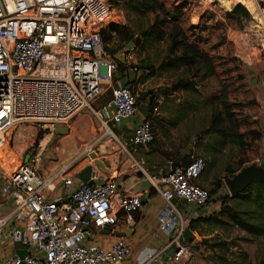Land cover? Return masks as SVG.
I'll return each instance as SVG.
<instances>
[{"label": "built area", "instance_id": "built-area-1", "mask_svg": "<svg viewBox=\"0 0 264 264\" xmlns=\"http://www.w3.org/2000/svg\"><path fill=\"white\" fill-rule=\"evenodd\" d=\"M187 1L196 9V20L218 4V0ZM256 3L253 0L259 8ZM112 11L108 0H0V140L26 121L53 131L86 108L106 132L111 130L109 122L127 121L138 112V105L148 104L137 102V94L120 79L119 61L104 49L101 31L112 20ZM134 51L133 43L122 51L129 71H136ZM104 81L111 85L112 97L95 110L92 103L104 91ZM159 103L154 97L151 117ZM106 133L117 139L112 130ZM154 138L151 118L143 117L128 141L138 147ZM41 148L32 161L21 158L0 167V193L12 202V210L0 218V244L11 241L26 250L23 256H8L2 264H121L132 251L124 239L106 247L88 239L98 229L113 228L120 216L131 227L142 206L140 196L120 192L118 181L111 178L99 185L81 182L66 199H48L58 172L46 174L39 168ZM66 167L62 165L60 171ZM205 167V157L196 155L186 165L172 164L169 171L149 177L164 202L157 223L170 237L167 248H178L169 258L176 264L191 255L182 237L186 219L176 202L195 207L208 202V189L196 182ZM10 222L12 226L6 227ZM145 260H156L155 250L146 253Z\"/></svg>", "mask_w": 264, "mask_h": 264}, {"label": "crops", "instance_id": "crops-1", "mask_svg": "<svg viewBox=\"0 0 264 264\" xmlns=\"http://www.w3.org/2000/svg\"><path fill=\"white\" fill-rule=\"evenodd\" d=\"M225 11L227 12V10ZM219 19L225 20L223 16H219ZM211 21L209 19L208 23ZM117 23L124 24L125 22L122 20ZM130 43L119 42L118 38L113 34L111 40L107 41L105 46L110 49L117 46L121 47L117 52L107 54L113 58H119L121 63L127 65V62L123 60L122 51L124 46ZM235 62L237 63V60ZM242 71L240 70L239 72ZM237 72L235 70L227 74H220L216 67L214 73L197 81L200 85L197 91L183 88L171 90L172 84L178 78L185 77L182 67L179 69L169 68L167 70L158 69L157 66V69L152 71L150 75H147L146 70H138L136 72L135 77H139V79L135 85L138 87H153L154 91L157 92V94H153L155 95L154 97L160 99L158 111L151 117L155 138L146 145L130 146L128 138L132 128L143 118L139 111L134 117L119 124L111 125V122H109L117 138V145L110 146L108 141L104 140L96 147L98 159L101 160L104 167L100 168L94 164V161L93 163L90 162L89 165H92L94 169V175L90 177V180L93 185H99L106 179L116 178L120 192L136 194L140 198L147 194L148 198L138 212L134 214L135 223L131 227H126L123 223V217L120 216L113 228L106 226L94 231L93 235L88 239L89 241L99 242L106 247L117 238L124 239L132 251L121 264H139L144 261L145 264H176L170 259L167 261L163 260L165 252L169 248L167 246L170 237L166 236L158 228L157 215L162 210L164 202L156 190L152 188L149 177L169 171L172 164H177L184 160L187 161L193 156L200 155L205 157L206 167L196 182L208 189L215 187V180L224 182L225 178L233 176L231 175L232 172L236 174L244 166L264 161V73L259 74L258 71L251 73L248 79L249 84L245 85L247 80L243 78L237 79ZM252 74L255 75V84L251 83ZM228 75L234 76L232 78L234 85L226 87L224 94L222 89L225 84H223L222 79ZM120 79L125 82L128 77L122 74ZM228 88H231L232 91H229ZM209 99H214L213 106L205 103ZM218 100H225L229 104V112L232 114L235 112L234 117L236 119L232 116V120L238 122L234 128V133L237 135L231 138L229 136L222 137L217 132L203 133V130L209 127L210 114L223 111L224 115L225 111L220 103H217ZM203 104L209 106L206 112L207 121L205 122L202 119ZM212 107L215 112L211 113ZM237 112H241V115H238ZM97 120L96 123L99 122L97 129L100 131L102 126L98 118ZM84 122V115H82V117H75L72 125L77 128L83 125ZM222 126L227 127L226 122H223ZM107 131L111 132L109 128ZM197 138H199L198 141H201V143H196ZM122 145H124V148ZM186 147H188V154L184 155L182 152L186 151ZM183 156H187V158L183 159ZM9 158L7 157L6 161ZM6 161L3 164L1 163L0 165L2 166L0 167L9 166ZM71 162L72 160L62 164L67 165L65 172L60 171L62 165L60 167L47 165L46 168L41 169L46 174L58 172L53 186L48 191V199L54 197L66 199L73 189L81 183L78 174L87 165L78 169L75 167L69 168L68 164L71 166ZM140 167L143 171H141ZM225 191L226 187H220L202 207L176 202L181 216L186 219L185 233L193 236V240L187 242L189 247L195 246V248H199V251H202L205 245L199 243L201 238L213 237L216 234L221 239L228 240L225 236H222L223 228L221 226L208 224L201 219L196 221L198 218L217 212L220 206V200L217 197ZM11 210V200L0 193V218L7 215ZM218 217L220 218V216ZM190 222H192V226L189 225ZM11 226V222L6 225V227ZM1 230L0 228V233ZM119 233L123 235H118ZM24 249L11 241L0 244V264L8 256L19 253L20 250ZM152 250H155L156 260H145L146 253ZM199 251L195 250L190 257H184L182 264H219L220 260L217 261V257L214 258V261L203 260Z\"/></svg>", "mask_w": 264, "mask_h": 264}, {"label": "rangeland", "instance_id": "rangeland-1", "mask_svg": "<svg viewBox=\"0 0 264 264\" xmlns=\"http://www.w3.org/2000/svg\"><path fill=\"white\" fill-rule=\"evenodd\" d=\"M108 1L113 9L111 21L121 22L123 20L134 30L135 37L130 42L135 45V66L139 70H144V66L152 65L154 68L151 70L155 71L158 64L164 58L169 45V41L167 40L158 41L156 39L145 43L144 36L141 35V30L148 28L154 22L155 14L153 12H135L119 3L120 0ZM157 1L164 6L165 11L170 16L175 14L174 12L176 11L180 12L178 21L184 35L189 41L197 44L210 57L211 64L214 69L217 67L220 74H227L230 71L237 70V79H246L245 85H248L251 73L257 71L259 74L264 73V0H257L256 4L259 5V8L255 7L253 0H230L228 6L223 5L218 0V4L213 11L203 14L197 20L194 16L196 9L187 0H179V2L176 0ZM241 2L249 7L250 12ZM179 3H182L184 7L181 9L176 8L177 5H180ZM237 4L242 9L232 12V15H226L225 10L230 11ZM169 15L163 16L160 12L159 17L161 19H165L164 17H166L167 19ZM219 16H223L225 20L219 19ZM209 19L212 20L210 23H208ZM168 27L170 26L168 25ZM136 39L139 41L137 42ZM234 59L237 60V63ZM185 69L182 67V72H185ZM239 69L243 71L239 72ZM252 77H255V75ZM232 78L234 76L228 75L222 79L223 84H225V87L222 89L224 94L226 87L234 85ZM197 80L198 78L194 82H197ZM103 83L104 91L92 103V108L95 110L99 109L102 104L110 101L112 97L111 85L106 81ZM132 89L137 96L145 92L157 94L154 88L150 86L138 87L134 85ZM228 90L232 91L231 88H228ZM217 103L219 104V100ZM208 107L206 104L202 105V119L204 122L207 121L206 112ZM212 112H215L213 107L211 108ZM234 114L235 112H233V118L236 119ZM237 114L241 115V112H237ZM82 115H84V124L75 128L72 125L73 119L75 117H82ZM96 121L98 120L91 109L86 108L73 116L68 124L65 125L69 127V132L64 135L53 133V131L43 124L31 121L21 122L14 128H11L7 135L1 136L0 164H3L7 157H10L6 161L9 166H12L22 157L32 161L35 152L42 147L40 150V160L38 161L40 169L46 168L47 165H50V167H60L71 160V166L68 164L69 168L75 167L78 169L89 165L90 162L93 163L90 153L97 152L96 147L104 140L108 141L110 146L117 145V140L114 137L110 138L111 134L106 133L105 128L101 127L100 131L97 129L99 122L96 123ZM230 125V121L227 120L226 126L229 127ZM108 126L113 130L109 123ZM198 139H196V143H201ZM39 142L41 144L40 147L38 145ZM224 187H226L225 184ZM222 194L228 195L226 201H224L225 204L232 207L237 205L238 202L231 199L232 195L227 188ZM250 208H253V206L251 205ZM220 218L221 220H225L224 217ZM221 227L223 228L221 234L228 239L227 241L221 239L217 234L213 237H202L199 243L205 245V248L199 251V248L192 246L193 248L190 247V253L192 254L195 250L199 251L201 258L206 261H214V258L217 257V261L220 260L219 264H264V235H251L237 227L227 218L225 225Z\"/></svg>", "mask_w": 264, "mask_h": 264}, {"label": "trees", "instance_id": "trees-1", "mask_svg": "<svg viewBox=\"0 0 264 264\" xmlns=\"http://www.w3.org/2000/svg\"><path fill=\"white\" fill-rule=\"evenodd\" d=\"M123 6H127L129 9L134 10L135 12L143 13V12H153L154 22L150 24V26L146 29L141 30V35L144 36L145 43H149L152 39L167 40L169 41L167 52L161 62L158 64V69H179L184 67L186 70L185 77L178 78L171 86V90H176L178 88H183L191 91H197L194 88V85L197 82H194L196 78L197 81H200L207 76L214 73V67L211 64L210 57L205 54L203 50H201L197 44L189 41L187 37L184 35L182 28L180 27L178 17L180 16V12L176 11L175 14L169 15L168 12L165 11L164 6L159 3L157 0H120ZM184 5L181 3L177 5L176 8L181 9ZM239 9H242L239 4L235 5L232 10L227 11L226 15H232V12H235ZM160 12L163 16L169 17L166 19H161L159 17ZM168 25L170 27H168ZM102 39L104 42V49L107 53H115L121 46H117L114 48H108L105 46V43L111 40L113 34L118 38L119 42H130L134 40V30L126 23L120 24L114 21H110L107 26L101 31ZM138 42L139 40L136 39ZM136 67V72H138L139 68ZM154 67L152 65H146L143 67L146 70L147 75L152 74L151 69ZM118 73L119 76L124 74L128 77V79L124 82L129 84L131 88L136 84L139 77H135L132 82L129 81V66L125 63L118 62ZM133 90V89H132ZM153 94L145 92L137 97L138 103L148 102L149 108L151 110V106L153 105ZM205 103L214 104V99L206 100ZM221 107L224 109V115L222 112L212 113L210 117L209 127L204 129V133L209 132H217L222 137L229 136L230 138L237 135L234 133V128L237 126L238 122L236 120H232L233 114L229 112V104L225 100H219ZM151 118V114L148 115V119ZM230 121L231 125L228 127H223L222 123ZM235 121V122H234ZM229 129V131H227ZM183 159L187 158V156H183ZM190 161H183L178 164L186 165ZM234 175V172L231 173ZM215 187L209 189V198L218 191V189L224 186V182L222 180H215ZM227 194H219L217 199L220 200V206L217 210L216 214L212 213L203 218H198V220H202L203 222H207L208 224L222 226L226 223V218L233 222L237 227L244 230L245 232L254 235H264V181L254 180L250 182L246 188L239 193L233 194L231 196L232 200H236L238 203L235 206H230L225 204ZM253 208H250V206ZM247 206V207H241ZM220 217H224L225 220H221ZM192 226V222L189 224ZM185 230L182 232V237L184 242H191L193 240V236L185 233ZM221 259V258H220ZM223 260V259H222ZM224 262V261H223Z\"/></svg>", "mask_w": 264, "mask_h": 264}, {"label": "water", "instance_id": "water-1", "mask_svg": "<svg viewBox=\"0 0 264 264\" xmlns=\"http://www.w3.org/2000/svg\"><path fill=\"white\" fill-rule=\"evenodd\" d=\"M117 58V57H116ZM119 62L121 60L117 58ZM136 76V71H129V81L132 82L133 79ZM253 76V74H252ZM252 84L256 83V80L254 77H252ZM137 110L140 112V114L144 117L147 118L149 115V105L142 104L137 106ZM69 132V127L67 126H58L53 130V133L59 134V135H64ZM182 154L187 155L188 154V147H186V151H183ZM90 157L93 158L94 163L100 167L103 168L104 165L101 162L100 159H98L97 153L96 152H91ZM94 175V169L92 165H87L84 167L78 174L79 179L81 180L82 183L84 184H92V181L90 180V177ZM254 180H260L264 181V161L260 162L259 164L252 163L247 166H244L239 172L234 174L231 177H227L224 179V184L226 188L228 189L229 193L231 195L242 192L246 186L254 181ZM148 198V195L145 194L143 197H141V202L144 204L146 202V199ZM118 235H123L119 233ZM178 248L175 245H170L169 248L165 252V256L163 257L164 261H167L174 252H176ZM19 255L23 256L26 254V250H20L18 253Z\"/></svg>", "mask_w": 264, "mask_h": 264}, {"label": "bare ground", "instance_id": "bare-ground-1", "mask_svg": "<svg viewBox=\"0 0 264 264\" xmlns=\"http://www.w3.org/2000/svg\"><path fill=\"white\" fill-rule=\"evenodd\" d=\"M219 2L224 3V5L228 6V4L230 3V0H219Z\"/></svg>", "mask_w": 264, "mask_h": 264}]
</instances>
